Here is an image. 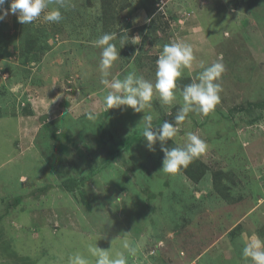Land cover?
I'll use <instances>...</instances> for the list:
<instances>
[{
  "label": "rangeland",
  "instance_id": "1",
  "mask_svg": "<svg viewBox=\"0 0 264 264\" xmlns=\"http://www.w3.org/2000/svg\"><path fill=\"white\" fill-rule=\"evenodd\" d=\"M55 9L61 21H45ZM105 33L119 51L109 79L155 83L163 46L189 43L176 99L154 90L143 112L107 110L95 44ZM218 57L220 103L189 113L165 143L182 147L192 132L207 150L162 173L143 118L173 122L182 88ZM252 234L264 240V0H49L32 23L0 22V264H68L76 253L95 264L93 246L128 264H253L242 257Z\"/></svg>",
  "mask_w": 264,
  "mask_h": 264
},
{
  "label": "clouds",
  "instance_id": "2",
  "mask_svg": "<svg viewBox=\"0 0 264 264\" xmlns=\"http://www.w3.org/2000/svg\"><path fill=\"white\" fill-rule=\"evenodd\" d=\"M8 3V8L3 6ZM49 6V0H0V22L8 15H15L21 24L32 23ZM43 19L49 23H58L62 19L59 9L47 12ZM114 35L105 33L95 44L102 49L99 67L102 72L101 83L109 89L103 99L104 107L130 108L135 112H143L151 107L154 90L163 103L168 104L176 99V81L183 75L186 68H191L195 59L193 48L189 43L173 40L163 46L156 60L155 83L144 79L135 73H129L123 79L112 78L109 69L119 59L116 45L111 43ZM137 37L136 39H138ZM125 40L121 39V47ZM202 71L198 73L194 82L185 85L180 91L182 106L179 108L173 122L165 120L159 127H153L151 115L144 116L142 137L149 151H155L154 145L159 142L163 153L162 168L160 172L176 174L207 150L206 142L195 133H187V142L182 147H165V143L175 137L180 131L178 125L185 121L189 113L208 115L220 103L222 86L219 82L225 71L222 57H218L208 66L201 65ZM92 113L88 119H94ZM247 243L242 249V257L250 258L253 264H264V240L258 235L247 236ZM129 255L135 254V249L127 243ZM90 253L96 257L95 264H128V258L119 252L115 257L109 254L110 250H101L96 246L89 248ZM68 264H89V261L79 253L68 256Z\"/></svg>",
  "mask_w": 264,
  "mask_h": 264
}]
</instances>
